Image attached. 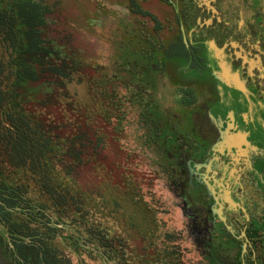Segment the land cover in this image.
I'll list each match as a JSON object with an SVG mask.
<instances>
[{
	"label": "flooded vegetation",
	"instance_id": "flooded-vegetation-1",
	"mask_svg": "<svg viewBox=\"0 0 264 264\" xmlns=\"http://www.w3.org/2000/svg\"><path fill=\"white\" fill-rule=\"evenodd\" d=\"M147 1L120 4L119 24L129 37H118L116 43L120 58L114 78L124 90L122 101L136 105L146 118L144 136L153 149V165L159 160L158 169L184 217L197 237L203 233L209 264H257L264 255V150L234 128L233 109L227 108L224 116L217 110L228 107L221 99L227 102L237 95L240 118L248 124L250 93L264 98L258 68L235 53L243 47L248 54L252 37L260 34L252 23L240 28L238 19L264 11L251 10L249 0L239 6L237 0H156L164 5L162 19H133L131 14L140 12L137 2ZM259 38L264 63L262 34ZM237 67L243 70L242 87L225 76Z\"/></svg>",
	"mask_w": 264,
	"mask_h": 264
},
{
	"label": "rangeland",
	"instance_id": "rangeland-1",
	"mask_svg": "<svg viewBox=\"0 0 264 264\" xmlns=\"http://www.w3.org/2000/svg\"><path fill=\"white\" fill-rule=\"evenodd\" d=\"M38 1L50 10L44 33L60 46V59L66 58L69 66L74 62L77 68L63 79L45 72L34 86L35 102H29L27 110L61 149V159L73 167L76 188L90 189L91 200L85 206L90 221L93 224L98 221L105 234L114 239L119 259L123 260L113 261L105 248L88 243L70 229L64 230L63 235L86 250L81 252L80 259L70 250H64L71 264H208L201 245L203 233H198L199 239L184 217L177 205L179 200L158 169L159 160L153 165V149L144 136L148 129L143 123L146 118L136 105L129 104L127 99L119 100L124 90L114 78V72L115 61L120 58V51L116 53L118 37L129 39L118 18L120 4L125 0ZM240 2L237 0L236 4L239 6ZM137 3L140 12L131 14L133 19L148 22L150 15L162 19L164 5L156 0ZM249 5L253 11L260 7L264 11V0H249ZM142 12L146 13L145 17H141ZM123 15L128 16L126 12ZM250 23L259 27L258 33L264 40V13L238 19L240 28ZM260 34L252 37L248 54L243 47L235 52L238 57L242 55L244 63L258 68L257 79L264 78ZM232 45L240 46L237 41ZM51 60L58 65L63 62ZM231 70L233 73L227 70L225 76L242 87L244 82L239 75L243 70L240 67ZM248 73L252 76L251 70ZM252 93L248 102L250 123L244 124L240 118L242 102L237 95L233 100L226 98L230 95L223 96L227 102L221 99V103L228 107L221 110L218 106L217 112L224 116L227 108L233 109L230 115L236 120L234 128L246 133L255 148L264 150V98L258 99ZM97 138L101 139L102 149L97 146ZM95 190L103 194V201ZM113 202L118 205L114 206ZM260 246L257 242V253ZM261 260L264 264V255Z\"/></svg>",
	"mask_w": 264,
	"mask_h": 264
},
{
	"label": "trees",
	"instance_id": "trees-1",
	"mask_svg": "<svg viewBox=\"0 0 264 264\" xmlns=\"http://www.w3.org/2000/svg\"><path fill=\"white\" fill-rule=\"evenodd\" d=\"M49 13L42 1L0 0V264H71L64 250L79 259L86 250L63 235L70 229L121 263L114 239L90 221V189L76 188L73 167L27 110L45 72L63 79L77 68L60 59V46L44 33Z\"/></svg>",
	"mask_w": 264,
	"mask_h": 264
},
{
	"label": "water",
	"instance_id": "water-1",
	"mask_svg": "<svg viewBox=\"0 0 264 264\" xmlns=\"http://www.w3.org/2000/svg\"><path fill=\"white\" fill-rule=\"evenodd\" d=\"M242 251H245V244L242 245Z\"/></svg>",
	"mask_w": 264,
	"mask_h": 264
}]
</instances>
